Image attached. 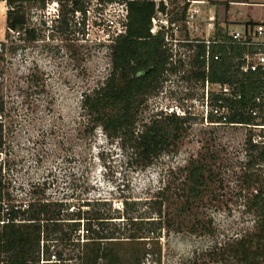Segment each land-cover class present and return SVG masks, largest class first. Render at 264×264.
Segmentation results:
<instances>
[{"label": "rangeland", "instance_id": "rangeland-1", "mask_svg": "<svg viewBox=\"0 0 264 264\" xmlns=\"http://www.w3.org/2000/svg\"><path fill=\"white\" fill-rule=\"evenodd\" d=\"M73 1L24 3L26 28L35 30V38L25 36L10 43L7 58L0 64V95L5 100L3 149L8 164L5 182L10 198L23 207L37 198L57 201L65 212L90 201L115 215L122 213L127 200L136 202L143 216H153L148 220L157 219L151 203L158 190L168 183L174 188L184 180V166L209 149L218 155L213 164L217 179L212 183L215 196L206 197L198 211L204 231H192L188 226L180 231L165 227L145 230L137 241H102L101 250L119 252L127 264H224L216 260L214 251L252 231L256 224L257 216L247 205L254 187L248 188L243 176L253 171L264 182V161L252 164L250 160H255L259 150L248 142L251 136L253 142L261 144L264 129L205 123L197 100L201 98L199 80L191 77L196 69L191 61L195 53L188 52L192 48L187 45L186 56L183 46L178 47L157 89L146 97L139 112L140 129L141 122L186 109L187 129L176 147L143 167L135 162L130 146L108 138L101 128L88 135L82 97L108 75L110 48L81 43L71 12H67V27L62 14L51 22L54 2L61 12L71 8ZM205 1L209 5L200 7L210 13L218 9L221 20L228 11L231 20L226 26L231 31L243 30L250 16H264V0ZM79 2L91 8L96 3ZM180 7V0L170 2L173 13ZM0 30L2 40L6 39L7 19L6 25L0 21ZM113 220L116 225L110 228L122 227L119 221L123 218ZM79 234V243L76 239L67 245L54 243L50 248L51 254L63 251L66 261L46 260L44 264H80V254L91 245H86L82 231Z\"/></svg>", "mask_w": 264, "mask_h": 264}, {"label": "trees", "instance_id": "trees-1", "mask_svg": "<svg viewBox=\"0 0 264 264\" xmlns=\"http://www.w3.org/2000/svg\"><path fill=\"white\" fill-rule=\"evenodd\" d=\"M6 1L9 36L10 30L25 29L26 37L34 39L35 30L26 28L24 3L45 4L47 0ZM124 1L129 6L127 31L111 44L110 71L100 85L84 93L81 106L86 116L85 131L88 135L101 128L108 138L119 139L123 145L130 146L135 162L146 167L162 153L171 151L179 144L185 135L188 118L170 112L150 122H141L138 128L141 107L146 97L157 89L170 63L171 53L165 46L164 33L154 35L150 31L156 0ZM160 1V9L165 10L163 0ZM72 3L67 11H61L65 27L69 22L67 12L73 13L83 8L79 0ZM185 9L186 5L180 7L174 13L175 19L183 20ZM258 23L251 21L247 25ZM215 40L209 45L208 71L205 70L206 59L200 58L205 53L206 45H197L191 60L196 69L191 71V77L197 80L208 78L232 88L233 96L224 98L229 106L227 122L257 124V117L251 111L260 106L255 100L264 93V74L261 71L242 72L240 67L244 54L257 51L259 47L234 39L218 21ZM215 55L218 57L214 58ZM4 110L5 100L0 95V112ZM248 142L252 149L259 150L255 160H250L252 164L264 161V140L257 144L259 142H253L250 136ZM3 145L4 130L3 124H0V151ZM217 158L214 151L206 150L205 154L189 160L184 166V180L174 188L168 183L158 190L157 198L151 203L158 215L157 219L148 220L153 217L147 215L150 212L143 216L145 213H139L136 202L127 200L123 203L122 213L116 215L96 208L90 201L78 206L75 204L73 209L65 212L57 201H45L42 198L29 202L24 209L12 210L11 220L21 215L23 222H9L0 231V264H41L42 254L45 260L51 259L52 244L67 245L76 239L79 243L81 231L83 237L86 236V245L91 247L80 254V264H125V257L119 252L101 250V242L113 239L137 241L144 237L145 230L153 232L162 227L180 231L188 226L192 231L200 228L204 231L206 227L197 215L204 199L215 196L212 183L217 179V172L213 168ZM243 179L248 188L254 187L247 205L257 216L256 224L252 231L232 242H226L218 251H214L215 258L224 264H264V182L253 171L246 172ZM121 218L123 220L119 222L122 227H109L116 225L113 219ZM55 255L58 261H66L63 251L56 250ZM103 258L109 260L101 263Z\"/></svg>", "mask_w": 264, "mask_h": 264}, {"label": "built area", "instance_id": "built-area-1", "mask_svg": "<svg viewBox=\"0 0 264 264\" xmlns=\"http://www.w3.org/2000/svg\"><path fill=\"white\" fill-rule=\"evenodd\" d=\"M95 7L83 6L82 9H76L72 13L73 22L78 27V40L85 44H96L99 46L109 47L122 34L127 31L129 6L124 0L101 1L95 0ZM181 7L186 5L185 16L183 20L175 19L174 13L170 9V0H163L165 10L160 9V0H156V11L151 17L150 31L156 35L164 33L165 46L171 53L170 60H174L178 47L183 46V55L186 56V46L192 45L188 52L196 53L197 45L205 43L206 50L200 58L206 59L205 70H209V45L215 40L216 16L210 14L209 9H202L200 5H209L205 0H180ZM53 15L51 22L60 19L61 12L57 2H54ZM180 10V8H179ZM205 14V16H203ZM52 26V25H50ZM225 31L234 39L257 45V51L247 52L242 57V72L261 71L264 74V23L255 25H246L243 30ZM181 32L184 35H181ZM26 36L25 29L10 30V36L0 41V63L5 61L9 52L10 43L20 41ZM250 40V42L248 41ZM215 42H217L215 40ZM185 51V52H184ZM218 56L215 55L214 58ZM201 98L197 99L203 110V120L207 125H242L250 128L264 129V93L261 97L256 98V102L260 104L252 114L257 117V124H240L229 123L226 116L229 113V106L225 103L224 98L233 96L232 88L228 84L212 82L208 78L199 80ZM177 115L187 117L188 111L180 108L176 111ZM188 113V114H187ZM222 118V119H216ZM5 114L0 112V124H3L4 137L6 129L4 127ZM262 136V135H260ZM7 154L4 149L0 151V189L2 198L0 199V231L4 225L9 222H23L21 215L11 220L10 212L12 210H20L25 207L17 200L8 198L5 178L7 175ZM11 196V195H10ZM43 244V243H42ZM54 259V260H53ZM51 261H58L55 253L51 255ZM47 260V261H50ZM42 254L41 264L45 263Z\"/></svg>", "mask_w": 264, "mask_h": 264}, {"label": "crops", "instance_id": "crops-1", "mask_svg": "<svg viewBox=\"0 0 264 264\" xmlns=\"http://www.w3.org/2000/svg\"><path fill=\"white\" fill-rule=\"evenodd\" d=\"M230 2L227 3L228 7H229ZM228 9V8H227ZM7 11H8V4L6 0H0V21H2L3 24L6 25V19H7ZM210 11V10H209ZM219 10L217 9L216 11H213L210 14H215L216 16V21H218L221 26H223L225 29H228V27L226 26V24L228 22H230L231 19H229V15H228V11L226 16H224V19L221 20L219 17ZM259 22V23H264V16H260V17H253L250 16V18L248 20L245 21V24L247 25L248 22ZM229 30V29H228ZM3 39V35L2 32L0 30V40Z\"/></svg>", "mask_w": 264, "mask_h": 264}]
</instances>
